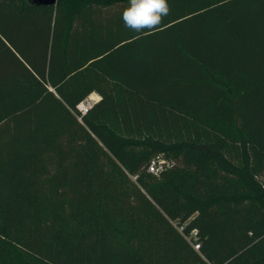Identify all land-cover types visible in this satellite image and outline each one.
<instances>
[{
	"label": "trees",
	"instance_id": "trees-1",
	"mask_svg": "<svg viewBox=\"0 0 264 264\" xmlns=\"http://www.w3.org/2000/svg\"><path fill=\"white\" fill-rule=\"evenodd\" d=\"M168 2L0 0V264H264V0Z\"/></svg>",
	"mask_w": 264,
	"mask_h": 264
},
{
	"label": "clouds",
	"instance_id": "clouds-1",
	"mask_svg": "<svg viewBox=\"0 0 264 264\" xmlns=\"http://www.w3.org/2000/svg\"><path fill=\"white\" fill-rule=\"evenodd\" d=\"M169 13L168 0H128L121 18L125 28L136 33L148 34L157 29Z\"/></svg>",
	"mask_w": 264,
	"mask_h": 264
},
{
	"label": "built area",
	"instance_id": "built-area-1",
	"mask_svg": "<svg viewBox=\"0 0 264 264\" xmlns=\"http://www.w3.org/2000/svg\"><path fill=\"white\" fill-rule=\"evenodd\" d=\"M91 96V95H90ZM88 97L86 100H84L82 103H80L78 105L79 110L82 113H86L88 112V110L95 104L97 103L98 99H92L91 97ZM168 165L167 161L160 158V157H156L155 159H153V161L151 162L150 165V171L154 172V173H158L160 171H162L165 166ZM186 238L188 239V241L191 242V244L194 246V248L199 251L201 248V244L197 239V230H193L190 236H186Z\"/></svg>",
	"mask_w": 264,
	"mask_h": 264
},
{
	"label": "water",
	"instance_id": "water-1",
	"mask_svg": "<svg viewBox=\"0 0 264 264\" xmlns=\"http://www.w3.org/2000/svg\"><path fill=\"white\" fill-rule=\"evenodd\" d=\"M32 4L36 5H52L56 4L58 0H29Z\"/></svg>",
	"mask_w": 264,
	"mask_h": 264
},
{
	"label": "crops",
	"instance_id": "crops-1",
	"mask_svg": "<svg viewBox=\"0 0 264 264\" xmlns=\"http://www.w3.org/2000/svg\"><path fill=\"white\" fill-rule=\"evenodd\" d=\"M94 94L98 96V101H99V100L101 99V96H100L99 94L95 93V92L92 93L91 95H94ZM92 97H93V96H92ZM98 101H97V102H98Z\"/></svg>",
	"mask_w": 264,
	"mask_h": 264
},
{
	"label": "rangeland",
	"instance_id": "rangeland-1",
	"mask_svg": "<svg viewBox=\"0 0 264 264\" xmlns=\"http://www.w3.org/2000/svg\"><path fill=\"white\" fill-rule=\"evenodd\" d=\"M91 96L95 97V99H98V96H97V95H95V94H94V95H91ZM91 96H90V97H91Z\"/></svg>",
	"mask_w": 264,
	"mask_h": 264
},
{
	"label": "bare ground",
	"instance_id": "bare-ground-1",
	"mask_svg": "<svg viewBox=\"0 0 264 264\" xmlns=\"http://www.w3.org/2000/svg\"><path fill=\"white\" fill-rule=\"evenodd\" d=\"M92 99H95V97H92Z\"/></svg>",
	"mask_w": 264,
	"mask_h": 264
}]
</instances>
